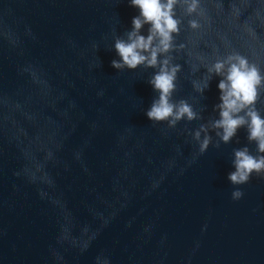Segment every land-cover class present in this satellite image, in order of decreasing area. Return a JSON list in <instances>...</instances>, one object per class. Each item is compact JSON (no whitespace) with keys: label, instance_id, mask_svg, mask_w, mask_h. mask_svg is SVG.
Instances as JSON below:
<instances>
[{"label":"water","instance_id":"water-1","mask_svg":"<svg viewBox=\"0 0 264 264\" xmlns=\"http://www.w3.org/2000/svg\"><path fill=\"white\" fill-rule=\"evenodd\" d=\"M138 11L128 0H0V264H264V178L227 179L234 152L256 146L245 128L229 143L212 128L220 77L201 93L206 69L172 53L183 65L172 99L197 117L170 127L146 116L157 69L112 67ZM178 13L177 44L227 40L264 70V0ZM37 165L52 185L31 178Z\"/></svg>","mask_w":264,"mask_h":264},{"label":"clouds","instance_id":"clouds-1","mask_svg":"<svg viewBox=\"0 0 264 264\" xmlns=\"http://www.w3.org/2000/svg\"><path fill=\"white\" fill-rule=\"evenodd\" d=\"M128 3L139 11L132 18V28L127 33V38L115 40L114 47L120 59L113 60L111 64L116 69L135 70L142 65L157 69L149 82L159 95L146 111L147 118L156 123L167 122L170 127H174L185 118L193 120L197 117L187 101L176 103L172 99L183 65L174 63V56L171 54L178 51L185 53L187 62L192 63L197 70L203 66L208 73V78L200 84L198 91L203 93L209 87L212 76L220 77L217 84L220 103L216 106L219 118L212 122V128L218 130L217 135L223 142L229 143L241 128H245L249 142L256 146L255 154L247 146L234 152V171L228 173L227 179L233 185H244L254 175L264 178V114L257 107L264 94V70L248 56L234 49L227 40L204 41L193 46L186 39L177 44L176 38L181 35L184 23L178 9L183 6L185 14L191 17L198 13L200 0H128ZM146 25L147 34H144ZM188 27L198 30L201 23L197 19H189ZM207 131L202 126L195 133L202 153L207 151L211 143L208 135L201 140V132ZM53 158L54 153L46 150L45 161ZM36 173H41L39 178L43 182L49 185L54 183L42 165L36 166V172L31 175L33 180L37 179ZM41 195L46 196L47 193L42 192ZM243 196L244 192L240 188L232 192L233 200H240ZM83 230L88 231L87 227ZM65 239L68 237L65 236ZM71 243L76 245L77 242L73 238ZM86 248L87 244L84 245V249ZM97 264L110 262L98 257Z\"/></svg>","mask_w":264,"mask_h":264}]
</instances>
